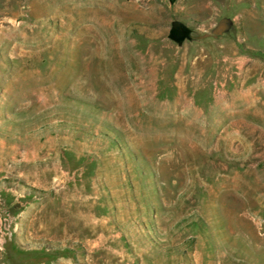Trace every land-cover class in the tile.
<instances>
[{
  "label": "rangeland",
  "instance_id": "374dc122",
  "mask_svg": "<svg viewBox=\"0 0 264 264\" xmlns=\"http://www.w3.org/2000/svg\"><path fill=\"white\" fill-rule=\"evenodd\" d=\"M0 264H264V0H0Z\"/></svg>",
  "mask_w": 264,
  "mask_h": 264
},
{
  "label": "water",
  "instance_id": "95a60500",
  "mask_svg": "<svg viewBox=\"0 0 264 264\" xmlns=\"http://www.w3.org/2000/svg\"><path fill=\"white\" fill-rule=\"evenodd\" d=\"M228 26V23L226 21L222 22L218 28L219 32H222L224 29H226ZM190 29L187 27V25L180 19H174L172 21V28L170 30V37L177 41L179 44H181L185 39L189 38Z\"/></svg>",
  "mask_w": 264,
  "mask_h": 264
},
{
  "label": "crops",
  "instance_id": "0c3cea01",
  "mask_svg": "<svg viewBox=\"0 0 264 264\" xmlns=\"http://www.w3.org/2000/svg\"><path fill=\"white\" fill-rule=\"evenodd\" d=\"M106 3H110V2H113V3H116V2H118L119 0H104ZM133 2H134V6H136L137 5V2H138V0H133ZM116 16L114 15V18H115ZM116 19V18H115ZM118 23L120 24L121 22H119L118 21Z\"/></svg>",
  "mask_w": 264,
  "mask_h": 264
},
{
  "label": "flooded vegetation",
  "instance_id": "af4514ba",
  "mask_svg": "<svg viewBox=\"0 0 264 264\" xmlns=\"http://www.w3.org/2000/svg\"><path fill=\"white\" fill-rule=\"evenodd\" d=\"M185 23V22H184ZM186 24V23H185ZM187 25V24H186ZM189 29H190V27L189 26H187ZM189 33H190V31H189Z\"/></svg>",
  "mask_w": 264,
  "mask_h": 264
}]
</instances>
